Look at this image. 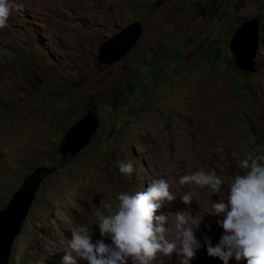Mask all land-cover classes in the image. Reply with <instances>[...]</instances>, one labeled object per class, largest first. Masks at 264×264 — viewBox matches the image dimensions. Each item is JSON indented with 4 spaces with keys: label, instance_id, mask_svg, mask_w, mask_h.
I'll return each instance as SVG.
<instances>
[{
    "label": "rangeland",
    "instance_id": "1",
    "mask_svg": "<svg viewBox=\"0 0 264 264\" xmlns=\"http://www.w3.org/2000/svg\"><path fill=\"white\" fill-rule=\"evenodd\" d=\"M11 2L23 7L0 29V210L34 169L56 170L40 184L7 264H60L73 227L101 239L102 200L115 204L119 193L145 191L154 179L176 196L156 213L169 215L170 239V214L202 216L204 259L190 264H224L207 254L204 237L215 245L222 236L211 203H227L230 181L247 171L240 161L264 154V0ZM251 18L260 21V43L256 70L245 73L229 42ZM132 22L143 27L134 47L112 66L99 64V46ZM89 111L97 130L77 155L62 158L64 135ZM119 161L133 163L131 176ZM201 168L225 178L220 193L179 184ZM190 190L198 197L185 205Z\"/></svg>",
    "mask_w": 264,
    "mask_h": 264
},
{
    "label": "clouds",
    "instance_id": "2",
    "mask_svg": "<svg viewBox=\"0 0 264 264\" xmlns=\"http://www.w3.org/2000/svg\"><path fill=\"white\" fill-rule=\"evenodd\" d=\"M22 5L11 0H0V29L7 27L13 9L21 10ZM121 174L131 176L134 166L131 161L118 162ZM245 174H236L228 186L227 203L223 199L211 203L210 214L222 217L217 221L224 232L217 244L213 245L204 237L207 254L218 257L228 264L229 259H245L247 264H264V154L249 152L240 161ZM225 178L215 170L205 172L202 168L183 175L179 184L220 193ZM198 197L195 190L182 196L185 205H191ZM176 198L164 179H154L142 192H121L117 203L101 201L95 211L101 239L93 241V230L84 225L71 229L65 254L60 264H152L158 255L171 258L175 252L179 264H190L198 249L202 247L196 238L201 218L190 211L170 214L175 217V235L165 227L169 215H156L165 202ZM105 238L111 243H106Z\"/></svg>",
    "mask_w": 264,
    "mask_h": 264
},
{
    "label": "water",
    "instance_id": "3",
    "mask_svg": "<svg viewBox=\"0 0 264 264\" xmlns=\"http://www.w3.org/2000/svg\"><path fill=\"white\" fill-rule=\"evenodd\" d=\"M164 1L157 0L155 6H160ZM259 23L258 18L242 22L229 42V50L237 69L245 73H254L256 70L254 58L260 43ZM142 31L140 23L128 24L99 46L96 61L104 66H112L121 61L137 43ZM97 128V117L92 111L87 112L64 135L58 149L60 156L66 158L77 155L89 143ZM55 170L56 167L44 166L34 169L0 210V264H7L12 244L22 228L40 184Z\"/></svg>",
    "mask_w": 264,
    "mask_h": 264
},
{
    "label": "bare ground",
    "instance_id": "4",
    "mask_svg": "<svg viewBox=\"0 0 264 264\" xmlns=\"http://www.w3.org/2000/svg\"><path fill=\"white\" fill-rule=\"evenodd\" d=\"M220 123V122H219ZM198 219H202V216H196ZM202 222V221H201ZM203 224V223H202ZM168 227H170V226H168ZM202 230V225H200V231ZM204 231V230H203ZM173 232V231H172ZM171 232V233H172ZM170 233V234H171ZM199 235H197L196 236V238L198 237ZM193 259H204L203 257H201L200 256V254H198V252H196V255H195V257L193 258ZM193 259L191 260V261H193ZM170 260H172L173 262H175V263H179V258L177 257V255H176V253L174 252L173 254H172V256H171V258H168V257H164V256H162V255H158L157 256V258H156V260L155 261H153L152 262V264H166L167 263V261H170ZM80 262V261H79ZM131 263V262H130ZM168 264V263H167ZM170 264V263H169Z\"/></svg>",
    "mask_w": 264,
    "mask_h": 264
}]
</instances>
